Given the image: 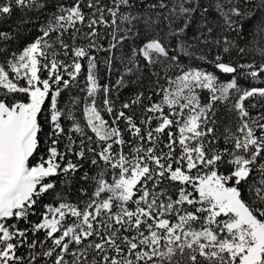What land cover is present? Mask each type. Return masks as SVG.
<instances>
[{
  "label": "snow or ice",
  "instance_id": "obj_1",
  "mask_svg": "<svg viewBox=\"0 0 264 264\" xmlns=\"http://www.w3.org/2000/svg\"><path fill=\"white\" fill-rule=\"evenodd\" d=\"M0 264H264V0H0Z\"/></svg>",
  "mask_w": 264,
  "mask_h": 264
}]
</instances>
